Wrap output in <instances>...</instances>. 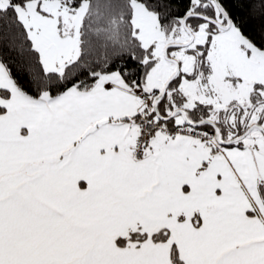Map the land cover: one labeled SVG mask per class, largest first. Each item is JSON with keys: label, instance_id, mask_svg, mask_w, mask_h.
Returning <instances> with one entry per match:
<instances>
[{"label": "snow or ice", "instance_id": "6c2138e0", "mask_svg": "<svg viewBox=\"0 0 264 264\" xmlns=\"http://www.w3.org/2000/svg\"><path fill=\"white\" fill-rule=\"evenodd\" d=\"M0 264H264V0H0Z\"/></svg>", "mask_w": 264, "mask_h": 264}, {"label": "trees", "instance_id": "16d2710c", "mask_svg": "<svg viewBox=\"0 0 264 264\" xmlns=\"http://www.w3.org/2000/svg\"><path fill=\"white\" fill-rule=\"evenodd\" d=\"M260 24H261L260 19L249 20L248 27L250 30H254V29L258 28Z\"/></svg>", "mask_w": 264, "mask_h": 264}]
</instances>
